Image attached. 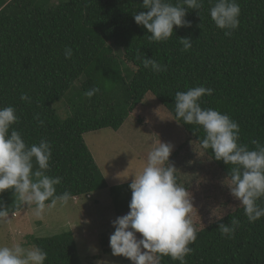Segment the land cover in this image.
I'll use <instances>...</instances> for the list:
<instances>
[{
	"label": "trees",
	"instance_id": "16d2710c",
	"mask_svg": "<svg viewBox=\"0 0 264 264\" xmlns=\"http://www.w3.org/2000/svg\"><path fill=\"white\" fill-rule=\"evenodd\" d=\"M142 3L0 0V107L16 109L19 121L13 128L29 146L41 139L51 143L53 156L46 174L62 177L57 194L68 191L74 199L108 189L84 136L106 129L118 132L149 93L175 118L176 92L211 87L213 95L202 97L201 106L235 120L240 143L250 149L255 148L254 139L264 144V0H237L240 26L231 36L210 17L215 0H204L199 12L188 10L191 26L175 27L165 42L151 41L147 29L135 22L134 13L147 11ZM180 38H190L192 48L181 51ZM66 48L73 51L71 59L64 55ZM116 50L136 71L115 57ZM138 53L141 58H155L167 70L154 73L145 68ZM94 88L100 91L87 97L85 93ZM22 93L31 102L22 101ZM63 100L69 108L66 117L56 108ZM179 124L227 178L229 166L215 160L211 149L201 147L203 129ZM178 155L176 151L174 158ZM123 197L114 201L119 215L130 211L132 197ZM0 198L15 213L24 207L15 205L9 190ZM259 203L264 206V199ZM204 216L187 264H264V217L249 223L240 206L214 223ZM232 216L240 226L229 239L218 228L220 223L230 224ZM33 244L48 253L45 264H82L72 233L35 238ZM161 264L180 262L165 256Z\"/></svg>",
	"mask_w": 264,
	"mask_h": 264
},
{
	"label": "clouds",
	"instance_id": "9594fccd",
	"mask_svg": "<svg viewBox=\"0 0 264 264\" xmlns=\"http://www.w3.org/2000/svg\"><path fill=\"white\" fill-rule=\"evenodd\" d=\"M203 6L204 0H176V3L143 0L142 7L147 11L134 13V20L147 29L151 41L165 42L172 37L175 27L191 26L186 20L188 10L199 12ZM209 13L226 36L238 30L241 7L237 0H215ZM179 42L183 45L181 51L193 46L190 38H180ZM64 55L71 59L72 49L66 48ZM136 58L154 73L167 70L155 58H141L139 53ZM99 91L94 88L85 95L91 98ZM213 92L214 89L204 86L176 92L174 120L203 129L201 147L211 149L215 160L229 166V174L222 183L240 201L247 221L255 223L264 217V206L259 203L264 199V144L254 139L251 143L255 148L250 149L240 143V126L235 120L228 114L201 106L202 97ZM20 99L31 102L27 93H22ZM35 119L40 125L44 123L39 115ZM18 121L13 106L0 107V196L6 190L11 191L17 207L27 205L35 217L42 218L46 210L58 203L67 205L72 194L68 191L57 194L56 186L62 183V177L46 174L53 156L51 143L41 139L29 146L22 133L13 128ZM173 150L170 142L160 139L154 142L143 170L134 175L129 185L130 212L112 221L115 231L110 235L109 245L113 256H123L132 264H161L165 256L187 264L186 257L193 252L190 245L196 241L199 231L193 219L197 207L192 192L178 182L177 169L170 161ZM75 199L80 197L72 200ZM218 207L210 209L209 223L223 218L216 214ZM14 209L0 198V223L10 222L11 216H15ZM239 226L240 220L232 216L230 224L220 223L218 229L222 236L231 239ZM137 234H141L140 238ZM47 259L48 253L37 246L0 245V264H45Z\"/></svg>",
	"mask_w": 264,
	"mask_h": 264
},
{
	"label": "rangeland",
	"instance_id": "374dc122",
	"mask_svg": "<svg viewBox=\"0 0 264 264\" xmlns=\"http://www.w3.org/2000/svg\"><path fill=\"white\" fill-rule=\"evenodd\" d=\"M115 57L134 69L120 50L115 51ZM56 108L60 116H67L66 100ZM124 128L127 133L123 132ZM84 138L106 178L108 189L92 194L91 198L70 200L64 206L58 203L46 210L42 218L35 217L25 205L11 216L10 222L0 223V245L18 243L31 247L35 246V238L69 232L74 236L82 264H130L123 256H113L109 245L110 235L115 231L112 221L130 212L119 215L114 201L119 196L132 197L129 185L134 175L143 170L148 151L159 139L174 145L170 161L177 169L178 182L193 194L197 207L193 219L199 231L205 224L204 215L209 219L210 209L220 206L216 214L224 216L225 210L227 214L239 206L240 201L222 183L226 179L222 171L151 93L118 132L106 129L88 133ZM176 151L179 155L174 158ZM137 236L140 238V234Z\"/></svg>",
	"mask_w": 264,
	"mask_h": 264
},
{
	"label": "crops",
	"instance_id": "0c3cea01",
	"mask_svg": "<svg viewBox=\"0 0 264 264\" xmlns=\"http://www.w3.org/2000/svg\"><path fill=\"white\" fill-rule=\"evenodd\" d=\"M132 117H133V115L128 119V121H129ZM123 132L127 133L125 128H124ZM84 137H85V136H84ZM90 196H91V195H90ZM92 196H93V195H92ZM92 196H91V197H92ZM91 197H90V198H91ZM77 200H78V199H77Z\"/></svg>",
	"mask_w": 264,
	"mask_h": 264
},
{
	"label": "built area",
	"instance_id": "2783aa9c",
	"mask_svg": "<svg viewBox=\"0 0 264 264\" xmlns=\"http://www.w3.org/2000/svg\"><path fill=\"white\" fill-rule=\"evenodd\" d=\"M75 201H77V199H75Z\"/></svg>",
	"mask_w": 264,
	"mask_h": 264
}]
</instances>
